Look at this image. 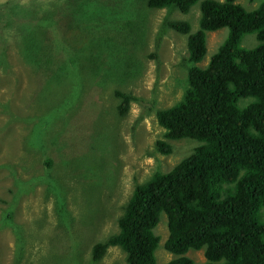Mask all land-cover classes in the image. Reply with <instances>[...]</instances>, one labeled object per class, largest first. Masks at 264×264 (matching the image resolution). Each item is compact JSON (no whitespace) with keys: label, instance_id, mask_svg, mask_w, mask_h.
I'll return each instance as SVG.
<instances>
[{"label":"trees","instance_id":"1","mask_svg":"<svg viewBox=\"0 0 264 264\" xmlns=\"http://www.w3.org/2000/svg\"><path fill=\"white\" fill-rule=\"evenodd\" d=\"M11 1L1 4L6 20L11 11L18 15L30 13L33 17L37 13L46 17L49 13L48 8L41 11L38 4L32 3L31 7L21 4L16 9L17 3L10 5ZM197 1L52 0L44 45L34 42L29 49L31 55H35L36 70L42 66L46 69L36 90H43L55 72L64 68H67L64 70L67 88L52 113L35 111L37 122L27 133L24 146L28 150L35 147L44 151L48 139L44 137L42 143V136L50 131L49 123L64 115L65 109L84 102L86 79L105 76V59L98 57L96 49L99 48L91 45L93 42H112L107 49L108 62L123 65L125 71L118 75L120 78L134 77L141 63L138 61L133 70L132 64L125 62L127 53L123 52L127 38L140 32L138 24L146 21L141 7L175 8L183 15ZM142 11L143 17L138 18ZM164 24L184 36L181 63L185 69L182 81L185 85L172 104L154 109L156 123L162 128L161 138L155 140L156 148L167 154L172 150L169 140L184 138L193 139L196 144L169 170L155 169L133 187L115 218V231L91 242L90 264L102 261L109 246H118L124 252L125 264H155L160 236L155 228L161 213L166 217L167 231L163 247L173 254L163 264H264V2L247 9L236 0H202L195 22L194 17H179L168 18ZM221 27L227 28L226 36L219 41L208 62L197 65L206 52V34ZM145 29L146 26L144 33ZM248 32H253L257 40L252 47L240 44L242 36ZM129 43L134 44L130 40ZM89 48L86 55L89 59L93 56L92 72L80 70L76 65L71 67L80 52ZM73 78H77L78 83H71ZM97 87L102 92L108 84ZM111 91L117 99L114 104L108 105L101 96L96 99H103L97 102L106 111L112 109L116 116V147L118 120L128 111L130 99L136 98L117 87ZM92 101L91 97L88 105ZM98 127L97 133L93 130L89 133L87 126L86 149L94 157L106 152L97 135L104 136L108 126ZM75 135L67 139L60 137L61 148L75 151L73 139L79 140ZM58 138V133L52 132L48 144L56 143ZM60 160L61 169L66 161L65 153ZM45 161L49 166L51 160L46 157ZM90 164V161L86 163L81 174L84 185L97 186L100 182L101 187L108 188L110 180L98 178L114 177V162L110 159L102 165L95 158ZM61 179L59 174L53 177L47 174L45 178L57 207L55 228L69 236L73 216L67 208L68 202L63 199L68 188ZM190 249H202L203 260L194 261L187 255ZM40 262L67 264L57 257L55 261L47 257Z\"/></svg>","mask_w":264,"mask_h":264},{"label":"rangeland","instance_id":"2","mask_svg":"<svg viewBox=\"0 0 264 264\" xmlns=\"http://www.w3.org/2000/svg\"><path fill=\"white\" fill-rule=\"evenodd\" d=\"M3 1L6 0H0V61L4 64L0 66V264H43L40 261L47 257L49 261H55L57 257L67 264H90L91 242L115 231V218L133 187L148 178L155 169L169 170L196 144L193 139L169 140L172 150L167 154L160 153L155 140L161 138L162 128L156 123L154 109L172 104L180 97L185 85L182 82L185 69L181 63L184 36L165 26L164 21L168 18L194 17L195 22L202 0H198L183 15L175 8L141 7L146 21L142 25L138 24L140 32L127 38L123 52L125 55L127 53L125 62H130L133 70L138 61L141 63L134 77L120 78L118 75L125 71L123 65L108 62L107 49L112 42H93L91 45L102 49L96 50L98 57L105 59V76L101 79H86L83 85L84 102L69 110L65 109L64 115L57 116L49 123L50 131L43 133L42 143L44 137L49 140L52 132L58 133L59 138L52 144L46 140L44 151L40 148L35 150V147L28 150L24 143L27 133L37 122L35 111L52 113L53 107L65 93L67 85L64 82V70L67 68L57 70L44 89L37 91V86L46 75V69L42 66L36 70L35 55H31L29 47L35 45L34 42L44 45L45 31L50 24L46 20L51 15L52 0H12L10 5L17 3L16 9L21 4L32 3L38 4L41 11L48 8L49 13L46 17L39 13L33 17L30 13L21 12L18 15L11 11L8 20L1 7ZM236 2L251 9L264 0ZM143 11L138 14V18L143 17ZM189 22L192 28L196 27ZM226 34V27L206 34V52L197 65L208 62ZM129 40L134 44L130 45ZM256 43L253 32L245 33L240 41L244 47H252ZM137 47L139 49L136 50ZM88 50L90 48L82 50L71 67L76 65L78 69L91 73L93 56L89 59V55H86ZM150 53L154 56L151 57ZM71 83H78L77 78H73ZM103 84H108V87L101 92L97 85ZM115 87L136 98L130 99L128 111L118 120L119 143L116 147V116L112 109L106 111L97 102L105 100L108 105L117 102L111 91ZM100 96L104 100L96 99ZM91 97L93 101L88 105ZM103 124L108 126V130L104 136L98 133L97 138L105 145L106 152L94 157L86 149L88 134L90 130L97 133L96 127ZM72 134L79 136V140L73 139L72 142L76 150L69 147L64 150L58 140L61 141L60 137L70 138ZM64 153L66 161L60 169V159ZM46 157L51 160L49 166ZM95 158L102 165L110 159L115 164L114 177L98 178L110 180L108 188L101 187L103 183L100 185V182L97 183L99 188L94 184L88 186L85 183V186L83 183L82 171L86 163L90 161L93 164ZM47 174L52 177L59 174L62 184L68 188L63 199L68 202L67 208L73 216L71 228L68 227L71 232L69 236L62 235L64 230L55 228L58 221L55 214L57 207L50 186L46 187ZM159 220L155 228V233L160 235L155 250V264H163L173 255L163 247L167 234L163 213ZM16 239L21 243L20 247L15 245ZM124 255L118 246H109L102 261L94 264H125ZM187 255L194 261L203 260L202 249H190Z\"/></svg>","mask_w":264,"mask_h":264},{"label":"clouds","instance_id":"3","mask_svg":"<svg viewBox=\"0 0 264 264\" xmlns=\"http://www.w3.org/2000/svg\"><path fill=\"white\" fill-rule=\"evenodd\" d=\"M203 63H205V61H204V62H202V63H200V64H203ZM129 196H130V195H129ZM9 216H10V215H9ZM16 240H17V239H16ZM16 240H15V242H14V243H15V245L20 247L21 243H20V242H19V243H17V242H16ZM18 241H19V240H18ZM13 264H14V263H13Z\"/></svg>","mask_w":264,"mask_h":264}]
</instances>
